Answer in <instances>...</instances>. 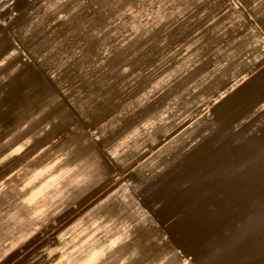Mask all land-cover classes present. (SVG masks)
Listing matches in <instances>:
<instances>
[{
	"label": "rangeland",
	"instance_id": "374dc122",
	"mask_svg": "<svg viewBox=\"0 0 264 264\" xmlns=\"http://www.w3.org/2000/svg\"><path fill=\"white\" fill-rule=\"evenodd\" d=\"M0 264H264V0H0Z\"/></svg>",
	"mask_w": 264,
	"mask_h": 264
}]
</instances>
